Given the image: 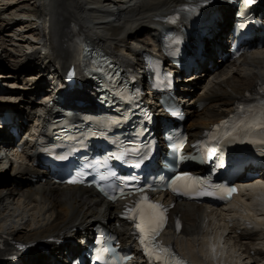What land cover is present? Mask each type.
<instances>
[{"label": "bare ground", "instance_id": "bare-ground-1", "mask_svg": "<svg viewBox=\"0 0 264 264\" xmlns=\"http://www.w3.org/2000/svg\"><path fill=\"white\" fill-rule=\"evenodd\" d=\"M186 1L0 0V78L8 89L16 87L24 76L29 87V91L0 97V110L13 107L15 112L23 110L22 113L35 117V110L41 106L35 100L34 89L38 86L33 82L39 75L32 76L27 65L39 60L52 69L58 67V62H69L72 53L79 49V41L70 35V29H77L80 36L133 66L143 50L156 49L153 34L158 23ZM141 29L145 30L142 35ZM8 62L17 67L8 66ZM8 70L10 74L5 75ZM204 70V76L210 78L208 94L195 100L191 84L182 94L189 112L187 127L193 138L227 118L235 111L240 96L258 81L264 82V48L235 62H223L212 73L208 67ZM46 96L48 101L51 94ZM199 101L208 105L197 113L194 105ZM32 171L26 155L17 154L15 149L0 150V173H5L0 175V235L12 237L14 243L28 245L46 240L77 226L88 227L100 217L118 220V208L94 197L92 190L60 187L50 181L13 187V177H25ZM263 192L260 188L255 191ZM259 204L264 205L253 198L246 208L229 214L220 209L208 213L203 206L180 203L175 211L182 215L183 231L169 232L166 240L182 248L196 264L202 257L216 264H264V209H258ZM227 219L230 221L226 223ZM254 219L260 222L249 229L246 222ZM119 232L123 240L130 238V229ZM34 262L41 264V258Z\"/></svg>", "mask_w": 264, "mask_h": 264}, {"label": "snow or ice", "instance_id": "snow-or-ice-1", "mask_svg": "<svg viewBox=\"0 0 264 264\" xmlns=\"http://www.w3.org/2000/svg\"><path fill=\"white\" fill-rule=\"evenodd\" d=\"M252 0H249L251 3ZM180 179H190L189 177H178ZM229 191L234 192L235 189H229ZM146 202L147 198H143ZM159 206L142 203V206L136 211L139 215L140 223L137 225V228L142 233L141 243L145 246V251L150 257H155L156 260H165L166 262L169 259H175L171 256V253L168 249L161 248L156 246L153 243L154 237L160 231V225L164 222L162 214L158 213L156 209ZM175 264H183V261L175 259Z\"/></svg>", "mask_w": 264, "mask_h": 264}, {"label": "rangeland", "instance_id": "rangeland-1", "mask_svg": "<svg viewBox=\"0 0 264 264\" xmlns=\"http://www.w3.org/2000/svg\"><path fill=\"white\" fill-rule=\"evenodd\" d=\"M2 16V15H1ZM142 31H140V33L142 32H145V30L143 31V29H141ZM142 33L140 34V35H142ZM143 38H144V36H143ZM8 66H10V65H12V66H10V67H15L16 65L14 64V63H9L8 62V64H7ZM209 75H207V76H203V77H201V79H199V80H196V81H194L193 82V84H192V90L194 91V93H192L193 94V98L195 99V100H198L199 98H203V97H205L207 94H208V92H209V90H208V87H210V83H209ZM214 81V80H213ZM211 82V81H210ZM216 82V81H215ZM6 83V82H5ZM209 84V85H208ZM211 87H213V86H211ZM195 100H193V103L195 102ZM193 103H192V105H193ZM201 112V111H200ZM6 180H10L11 181V178H8V177H6ZM1 186H3V182H0V187ZM96 204V207H98V205H97V203H95Z\"/></svg>", "mask_w": 264, "mask_h": 264}]
</instances>
